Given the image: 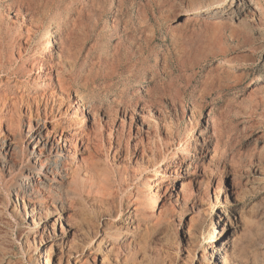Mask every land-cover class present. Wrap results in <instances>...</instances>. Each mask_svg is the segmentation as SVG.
Here are the masks:
<instances>
[{"label":"rangeland","instance_id":"rangeland-1","mask_svg":"<svg viewBox=\"0 0 264 264\" xmlns=\"http://www.w3.org/2000/svg\"><path fill=\"white\" fill-rule=\"evenodd\" d=\"M202 1L0 0V264H42L63 209L87 213L80 239L99 223L110 233L78 264H193L216 230L227 264H264V0L228 1L238 8L208 15L217 26L183 25ZM44 73L67 89L64 110L84 97L76 130L89 162L22 193L12 182L30 125L43 122L34 106L30 124L27 103L39 97L44 113ZM166 168L177 170L168 192ZM71 240L62 264L82 247Z\"/></svg>","mask_w":264,"mask_h":264},{"label":"bare ground","instance_id":"bare-ground-1","mask_svg":"<svg viewBox=\"0 0 264 264\" xmlns=\"http://www.w3.org/2000/svg\"><path fill=\"white\" fill-rule=\"evenodd\" d=\"M228 1H231V0H203L197 7H194L190 10L188 9L187 14H186L187 16L183 19V21H184L183 25H185V26H190V25H192V26L193 25L211 26V25H216V24L220 23L221 22L220 17L216 18V16L211 17L208 15L209 14H214V15L220 14V16H221L222 11H220V9H223L225 7H228V6L238 8L239 4H237L235 1L231 2L227 6ZM253 8L257 10L261 7H260V5L257 4V5H254ZM182 14H183L182 11L179 12V14L177 15V18L180 17ZM243 23H245V21ZM216 26H213V27L216 28ZM244 26H245V24H244ZM48 47H49L48 49L51 50L50 41H49ZM49 58H51V57H49ZM237 59H229V58L225 59L224 58L222 60V64L227 65L228 67H230L232 69L245 68L246 65L243 64L241 61H239L240 59L239 60H237ZM21 60H22V58H21ZM55 61H56V59H55ZM15 70L16 69H13L12 72H15ZM0 72H2V71L0 70ZM39 72H41V73L46 72V67H45L44 63H40L39 71L37 73H39ZM30 74H32L31 71H29V75ZM60 74H62V73H60ZM22 78L24 80V77H22ZM62 78H64V77H62ZM42 80H44L45 83H41V84H44V86L46 87L43 90L42 95H41L45 101V103L43 105L44 110H45L44 113L41 109L42 104H41V101H39V97H34L33 102H31V100H28L27 106H28V114L30 117V124H31V117H33V114H34V106L36 107L35 110H36L37 118L42 120L43 122L42 123L38 122L34 125L33 124L30 125V129H29L28 134L26 136V140L24 141V144H22L23 145L22 146V152L25 154L24 155L25 159H27V166H26V168H23L20 172H18L17 178L14 180V182L11 181L12 187L14 186L13 188H15V190L22 192V193H25V190H27V189L33 191L35 185H37L38 183H43V182L49 181L48 177L50 176L51 173L56 174V177L59 176L61 178L60 180L65 182V180L69 174V173H67V171H68V169L72 168V165L74 163H78L77 167H80L82 169L83 167L87 166V164L89 162L88 159H86V158L84 159V157L80 156L79 154H80V147L83 144H85L84 143L85 139L86 138L88 140H90V139L87 137V135L84 133V131L79 132L76 130V126L78 123L77 121L79 119L80 114H82L83 118L88 116V114H86V109H85L84 105H82V100L84 97L82 98L81 95L78 96L77 101H75L77 104V107H76L77 109L75 108L76 111L73 114H71V110H69L68 107L65 110L63 109L64 106L62 107V104L65 101L64 93H66L65 91L67 89L65 90L64 84L61 82L60 77L57 76L55 78V80L57 81V83L55 82V84H59L60 89L59 88L58 89L52 88L54 85L51 82L54 80V78H52L51 74L44 73ZM35 84H37V83H35ZM68 98H69V96H68ZM50 101L52 102V104H50ZM56 103L59 105V107L57 109H55ZM48 107L51 108L50 111H48L49 110ZM90 108H91V106H90ZM90 108H89V113L91 112ZM79 112H81V113H79ZM92 115H94V114H92ZM51 124L53 125V128L51 131H49L48 127ZM78 125H79V123H78ZM79 127L77 129H80ZM44 130H46V132H47L46 134H43ZM59 132H60V134H59ZM58 134H59V136H58ZM31 145H33V149H32V152L30 154L29 151H30ZM6 148H8V151H9L12 148V144L9 143ZM88 150H90V143L86 147V151H88ZM91 156H92V154H91ZM167 158L168 157H164L161 160H159L156 163L157 165H156V167H154V169H158V168L161 169V166H163L164 163L169 162V159L167 160ZM182 164H183V157H182L180 165H182ZM186 166L189 167V165H186ZM152 170H153V168H152ZM63 171L64 172L66 171V173H65V175L61 176L64 173ZM176 172H177V170H175V169H170V171H168V169L166 168L165 176L167 177L166 180L168 181V185H167L168 187L166 190L167 192L170 190L171 187L174 190L175 184L171 185L172 184V181H171L172 177L171 176ZM180 176H182V175H180ZM139 180H141V178ZM181 181H182V183H181L182 188L180 191L176 192L175 202L178 201L179 195L183 194L182 190L184 189L185 184H184L183 180H181ZM164 182H165V180L164 181L160 180L157 184L164 183ZM173 190L170 191L171 194H174ZM165 206H166L165 204H163L161 206L162 209L160 210V213H162L164 211ZM128 212L129 213L131 212V214H132V212H137V208H134V209L132 208V211L130 208V209H128ZM56 214H58V218L55 219L54 223L58 222L61 224L60 225L61 231L52 239L48 237L49 241L51 242V246L43 255L42 264H56V263L62 264L63 263L62 261H63L64 257L66 256L65 255L66 254L65 246L63 245V242H64L65 238L69 237L71 234H72V240H71L70 244L72 245L73 243H77L79 241V243L81 242L80 244H82V247H77V246L75 247L74 251L76 254H74V257L76 258L75 259L76 261H74L72 263V262H70L71 260L69 261L70 258H68L67 264H71V263L72 264H78V263H80L81 260L79 261V259L77 260V258L78 257L81 258V256L84 255L86 253V251H88L90 248H93L96 245V242H98L97 240H99L98 245H97V247H98L107 237H110V233L107 231L108 227H106V225L104 223L102 224V223L98 222L99 224L96 226L95 231H93L91 233L92 235H90V238L80 239V234L83 233V229H84V227H86L85 222L88 221L87 213L86 212H77L75 210H71V212L69 214H67V210L63 209V211H58V213H56ZM222 220H223L222 217H220L218 220V223H220ZM76 221H78L77 227H75ZM45 229L43 232H45ZM115 232H117V231H115ZM208 240H209V238H208ZM208 240L202 241V244H201L202 247H199V249L200 248H202V249H200L201 251L198 250V253L195 255L196 257L193 261L194 262L193 264H204V263H206V264H227L224 261L225 258L222 257V250H226L227 246L225 245V243L221 242V232H219L217 230L215 231L214 239H213V246H212L213 249H212V253H210V255L208 252V249L210 247L209 246L210 240L209 241ZM68 253H70V252H68ZM72 254H73V252H72ZM222 258H224V259L222 260Z\"/></svg>","mask_w":264,"mask_h":264}]
</instances>
